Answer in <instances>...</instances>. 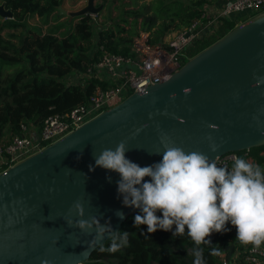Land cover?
<instances>
[{
  "label": "water",
  "instance_id": "water-1",
  "mask_svg": "<svg viewBox=\"0 0 264 264\" xmlns=\"http://www.w3.org/2000/svg\"><path fill=\"white\" fill-rule=\"evenodd\" d=\"M101 7L86 0L67 18ZM0 17L11 18L1 3ZM161 133L185 152L198 151L210 160L264 145V10L188 57L166 80L130 92L0 171V264H110L90 258L110 236L99 241L95 231L86 234L77 222L92 219L94 227L117 231L138 210L123 206L119 174L96 167L95 156L123 141L129 160L150 166L162 159L155 154L163 151ZM208 137L217 151H211ZM231 249L226 246L227 257Z\"/></svg>",
  "mask_w": 264,
  "mask_h": 264
},
{
  "label": "trees",
  "instance_id": "trees-1",
  "mask_svg": "<svg viewBox=\"0 0 264 264\" xmlns=\"http://www.w3.org/2000/svg\"><path fill=\"white\" fill-rule=\"evenodd\" d=\"M157 1L160 5L172 6L164 18L153 15V0L150 4L143 3L140 9H125L119 17L126 24L128 16L133 20L140 18L144 31L156 25V31L151 30L147 40L151 44L160 42L169 32L185 28L199 17L204 3L208 5L217 0ZM0 3L11 13V18L0 17V141L16 134L21 124L38 130L46 116L61 115L85 104L96 86L105 87L106 82L94 76L92 70L103 52L134 56L128 48L130 40L120 35L124 28L116 21L111 27L95 28L89 14L68 20L57 10L64 0H0ZM30 18H36L39 23L28 24ZM232 20L224 18L214 35L196 38L185 54L190 57L218 39L235 25ZM67 74L72 75L63 80ZM236 154L264 169V145ZM137 213L117 230L127 231V247L110 253L106 250L111 243L108 239L91 252L90 258H104L110 264H193L194 243L187 231L183 236H173L172 232L163 230L149 234L146 225L134 226ZM226 227L228 231L213 233L207 238L212 245H201L205 264H216L221 252L227 254L228 245L232 247L230 253L239 249L235 227L230 223ZM212 249H218L219 254H212Z\"/></svg>",
  "mask_w": 264,
  "mask_h": 264
},
{
  "label": "clouds",
  "instance_id": "clouds-1",
  "mask_svg": "<svg viewBox=\"0 0 264 264\" xmlns=\"http://www.w3.org/2000/svg\"><path fill=\"white\" fill-rule=\"evenodd\" d=\"M208 139L211 151H217L219 146ZM160 144L163 151L155 154H162V159L150 166L129 160L123 141L114 150L104 149L95 156L96 167L119 174L117 193L123 206L138 210L134 226L146 225L149 234L163 230L183 236L187 231L194 243L193 264H205L201 245H212L207 238L228 231L229 223L236 229V240L252 245L253 251L259 249L264 244V169L241 157L234 159L231 169L218 167L201 152L175 146L165 133L160 135ZM80 207L79 202L74 205ZM115 214L124 219L123 212ZM68 223L72 226L71 220ZM77 226L86 234L95 231L99 241L107 233L110 253L129 244L127 231H114L111 225L94 227L92 219H81ZM212 254L218 255V249H212Z\"/></svg>",
  "mask_w": 264,
  "mask_h": 264
},
{
  "label": "built area",
  "instance_id": "built-area-1",
  "mask_svg": "<svg viewBox=\"0 0 264 264\" xmlns=\"http://www.w3.org/2000/svg\"><path fill=\"white\" fill-rule=\"evenodd\" d=\"M263 10L264 0H222L205 5L198 18L167 36L163 42L153 45L146 43L147 40L134 42L133 57L103 52L92 70L94 76L106 82V86H96L85 104L61 115L52 113L46 116L38 130L21 124L16 134L0 141V171L60 139L102 110L118 103L130 92L166 80L181 65L185 50L192 42L201 36L214 35L224 18L233 19L237 24L241 15L248 18ZM236 157V152H227L213 160L218 167L231 169ZM252 248V245L240 243L239 249L228 257L225 251L221 252L216 264H264V244L256 251Z\"/></svg>",
  "mask_w": 264,
  "mask_h": 264
},
{
  "label": "rangeland",
  "instance_id": "rangeland-1",
  "mask_svg": "<svg viewBox=\"0 0 264 264\" xmlns=\"http://www.w3.org/2000/svg\"><path fill=\"white\" fill-rule=\"evenodd\" d=\"M182 1V0H181ZM152 0H94V5L102 4V7L100 10H98L95 13H90L89 15L93 19V24L95 28H98L100 26H112V22L116 21L120 27L124 28V32H121L120 35L128 38L130 40V51H134V42L141 41V40H148L151 33L154 29L156 31V25H154L149 31H144L143 27L141 26L140 18H136V20H133L132 16L127 17V24L120 21V16H122L123 11L125 9H140L143 3L150 4ZM86 0H64V4L61 7L65 13H63L62 17H68V12H74L78 9L85 6ZM206 3H204L205 6ZM215 4L214 2L211 3ZM153 15L156 18H164L166 16V13L169 12V10L172 8V6L167 5L166 3L163 5H160V3L157 0H153ZM203 6V7H204ZM152 9V8H151ZM151 13V11H150ZM243 19H246L244 16H240ZM64 18H60L59 20H62ZM176 19V18H174ZM177 20H175L176 22ZM39 22L36 20V18H30L28 20V24H38ZM232 23H234L232 21ZM229 25V24H228ZM44 27L42 26V29ZM170 29V28H169ZM168 29V30H169ZM95 32V31H94ZM174 31L167 33L160 42H163V40L171 35ZM5 36V34H3ZM148 43V41L146 42ZM158 43V42H157ZM149 45H153L149 43ZM188 58V53L184 54L182 57V61L184 62ZM72 74H67L62 77L63 80H66L67 77ZM107 260V259H106Z\"/></svg>",
  "mask_w": 264,
  "mask_h": 264
},
{
  "label": "crops",
  "instance_id": "crops-1",
  "mask_svg": "<svg viewBox=\"0 0 264 264\" xmlns=\"http://www.w3.org/2000/svg\"><path fill=\"white\" fill-rule=\"evenodd\" d=\"M222 0H217L215 3H217V2H221ZM240 21H242V20H240Z\"/></svg>",
  "mask_w": 264,
  "mask_h": 264
}]
</instances>
